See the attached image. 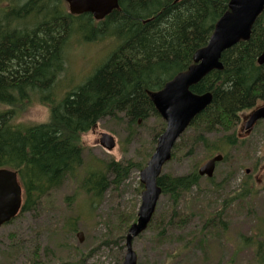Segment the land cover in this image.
I'll return each mask as SVG.
<instances>
[{"label":"trees","instance_id":"1","mask_svg":"<svg viewBox=\"0 0 264 264\" xmlns=\"http://www.w3.org/2000/svg\"><path fill=\"white\" fill-rule=\"evenodd\" d=\"M230 2L119 0L118 10L96 21L90 14L71 15L62 0H0V103L18 105L17 109L0 111V168L16 171L24 189V204L16 219L36 210L81 170L83 135L101 121L122 120L133 130L154 120L150 130L156 132L152 143L157 144L166 124L151 94L189 70L196 52L208 45L217 22L229 11ZM106 39L118 44L107 61L76 90L57 100L56 86L66 69L69 44ZM263 51L264 11L250 39L222 54L223 70H214L191 87L197 95L211 93L212 103L177 142L170 163L181 158L196 159L200 149L206 152L205 159L224 156L217 167L228 164V152L238 145L237 130L246 120V113L264 103V65L257 62ZM34 103L49 109L47 122L15 124L14 120ZM147 162L112 160L106 163L105 172L88 175L83 189L92 196L91 204H99L110 187L118 190L133 169L141 172ZM108 175L113 179L108 180ZM201 179L195 169L183 176L163 172L158 185L172 207L166 213L156 210L147 231L163 239L167 232L184 229L182 224L194 216L202 219L203 230H214L216 221L223 224L222 216L230 202L252 192V177L248 176L247 189L237 191L221 211L193 213L192 199L196 197L192 191L200 187ZM206 180L214 185L216 175ZM143 188L139 183L140 194ZM136 220V208L118 209L106 225L115 241H124ZM254 245L259 264H264V241ZM37 258L35 251L31 263L44 264Z\"/></svg>","mask_w":264,"mask_h":264},{"label":"rangeland","instance_id":"2","mask_svg":"<svg viewBox=\"0 0 264 264\" xmlns=\"http://www.w3.org/2000/svg\"><path fill=\"white\" fill-rule=\"evenodd\" d=\"M117 46L110 39L88 44L71 42L66 51L65 72L56 86V99L61 100L76 90L107 61ZM17 108V104L0 103V111ZM48 119L49 109L34 103L14 123L26 126L45 123ZM245 122L237 130V147L228 152V164L216 168L214 185L202 177L200 187L193 189L196 197L192 199L193 213L221 211L237 191L247 189L248 176L252 177L249 186L252 192L246 198L230 202L222 216L223 224L216 221L214 230L209 227L203 230L202 219L194 216L186 225L182 224L184 229L167 232L163 239L152 230L146 231L133 242L137 264H259L254 243L264 241V235H260L264 231V123H258L246 133ZM153 123L151 120L131 130L122 120L105 119L84 134L81 170L67 179L50 199L37 205L36 210L0 228V264H32L30 259L35 251L37 260L44 264H123L125 240L115 241L106 223L118 209H139V170L133 169L118 190L110 187L99 204H91L92 196L83 186L88 175L105 172L109 161H149L157 146L152 143L156 133L150 130ZM105 133L116 142L113 151L100 146ZM197 155L196 159L181 158L169 163L163 172L183 176L198 170L208 159L204 150L199 149ZM107 179L113 177L108 175ZM171 207L169 197L162 196L157 211L166 213ZM108 239L114 242L108 243Z\"/></svg>","mask_w":264,"mask_h":264},{"label":"water","instance_id":"3","mask_svg":"<svg viewBox=\"0 0 264 264\" xmlns=\"http://www.w3.org/2000/svg\"><path fill=\"white\" fill-rule=\"evenodd\" d=\"M73 16L90 14L96 21H103L119 9V0H63ZM264 11V0H231L229 11L218 21L208 45L196 52L194 65L187 72L176 75L165 87L151 94L152 102L166 123L164 133L159 137L155 153L140 174L144 191L138 210L137 222L131 225L126 236V253L123 264H137L138 256L133 241L144 233L155 214L162 188L158 185L163 167L172 159V151L192 121L212 103V94H194L191 87L197 85L214 70H223L222 54L228 49L250 39L253 25ZM264 65V52L258 58ZM264 121V106L254 110L245 122V131L250 132ZM100 145L108 151L115 148V140L109 134H102ZM223 156L217 155L202 165L200 177L212 178L217 163ZM24 203V190L18 173L0 168V228L15 219ZM80 242L81 234L78 235Z\"/></svg>","mask_w":264,"mask_h":264},{"label":"bare ground","instance_id":"4","mask_svg":"<svg viewBox=\"0 0 264 264\" xmlns=\"http://www.w3.org/2000/svg\"><path fill=\"white\" fill-rule=\"evenodd\" d=\"M116 11V10H115ZM264 52V51H263Z\"/></svg>","mask_w":264,"mask_h":264}]
</instances>
